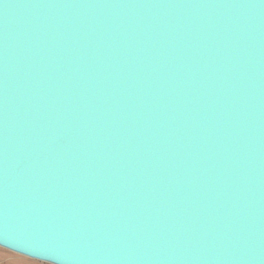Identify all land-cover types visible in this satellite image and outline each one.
I'll return each mask as SVG.
<instances>
[{
  "label": "water",
  "instance_id": "water-1",
  "mask_svg": "<svg viewBox=\"0 0 264 264\" xmlns=\"http://www.w3.org/2000/svg\"><path fill=\"white\" fill-rule=\"evenodd\" d=\"M0 244L264 264V0H0Z\"/></svg>",
  "mask_w": 264,
  "mask_h": 264
},
{
  "label": "rangeland",
  "instance_id": "rangeland-1",
  "mask_svg": "<svg viewBox=\"0 0 264 264\" xmlns=\"http://www.w3.org/2000/svg\"><path fill=\"white\" fill-rule=\"evenodd\" d=\"M0 259L3 264H56L50 260L35 258L0 244Z\"/></svg>",
  "mask_w": 264,
  "mask_h": 264
},
{
  "label": "clouds",
  "instance_id": "clouds-1",
  "mask_svg": "<svg viewBox=\"0 0 264 264\" xmlns=\"http://www.w3.org/2000/svg\"><path fill=\"white\" fill-rule=\"evenodd\" d=\"M0 264H3V261H2V259H0Z\"/></svg>",
  "mask_w": 264,
  "mask_h": 264
}]
</instances>
